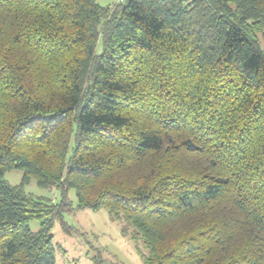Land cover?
<instances>
[{"label": "trees", "instance_id": "trees-1", "mask_svg": "<svg viewBox=\"0 0 264 264\" xmlns=\"http://www.w3.org/2000/svg\"><path fill=\"white\" fill-rule=\"evenodd\" d=\"M260 38L264 0H0V264L84 209L144 264H264Z\"/></svg>", "mask_w": 264, "mask_h": 264}, {"label": "rangeland", "instance_id": "rangeland-1", "mask_svg": "<svg viewBox=\"0 0 264 264\" xmlns=\"http://www.w3.org/2000/svg\"><path fill=\"white\" fill-rule=\"evenodd\" d=\"M118 1L120 0H97L102 6ZM259 43L264 51V39L260 38ZM98 50H101V46ZM22 177L23 172L19 170L5 175V179L12 185L20 184ZM26 191L52 200L58 197L56 191L40 188L35 181L26 187ZM69 196L72 201H76L74 190L70 191ZM65 220L71 226V234L64 232L59 222L53 229L57 264H96L94 257L102 260L100 264H144L141 255L144 252L142 243L136 244L129 236L123 235V224L112 221L106 210L84 209L66 215ZM39 227L37 221L30 223L33 231H38Z\"/></svg>", "mask_w": 264, "mask_h": 264}]
</instances>
